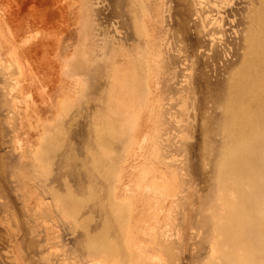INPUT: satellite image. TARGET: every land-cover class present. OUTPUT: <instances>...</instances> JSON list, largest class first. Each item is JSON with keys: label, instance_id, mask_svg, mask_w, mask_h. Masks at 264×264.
<instances>
[{"label": "rangeland", "instance_id": "rangeland-1", "mask_svg": "<svg viewBox=\"0 0 264 264\" xmlns=\"http://www.w3.org/2000/svg\"><path fill=\"white\" fill-rule=\"evenodd\" d=\"M262 80L264 0H0V264H211L228 204L263 235Z\"/></svg>", "mask_w": 264, "mask_h": 264}, {"label": "bare ground", "instance_id": "bare-ground-1", "mask_svg": "<svg viewBox=\"0 0 264 264\" xmlns=\"http://www.w3.org/2000/svg\"><path fill=\"white\" fill-rule=\"evenodd\" d=\"M261 86H264V80H262ZM229 111L230 110H227V115H226L227 119L226 120H229V118H231L230 117L231 112L229 113ZM262 115H263V110H262V113H260L259 117L261 118ZM225 124L227 125L229 132H233V131H231L232 130L231 126L232 125L234 126V124L228 123V121ZM255 126H258V123H256ZM160 180H162L161 177H160ZM164 180H166V179H163V182H164ZM152 182H151L150 179H148V177H146V184L144 186L145 192H149L150 193V192L153 191L152 192L153 195L155 196V194H156V196L158 195L159 197L161 196V194L163 195L162 191H160L161 188L158 185L160 182L158 181L159 182V183L157 182L158 184L157 183H152ZM161 184H162V182H161ZM169 185H171V184H169ZM164 186H163L164 189L169 188L168 186L167 187H164ZM231 188H233L231 190L234 191V189L236 190L239 187L235 184ZM167 193H169V192H167ZM150 195L151 194H149V196ZM165 195H166L165 199L168 201L171 197L169 198L166 193H165ZM167 198H169V199H167ZM161 199H164V197L163 198L160 197L159 201H161ZM166 200H163L161 202H164V201L166 202ZM165 202H164V204H165ZM230 212H231V210H230V207H229V204H228V207L225 210L226 221L222 225H220L219 229L216 228L218 230L220 240H223V242H225L227 244L228 248L225 247L227 250L223 249L224 252L222 254L219 253V251L216 248H213V256H214L213 258L218 259V260H216L218 262L215 261V262H213L211 264H264V234L263 235L262 234L261 235H257V236L255 235V237H251V238L237 237L235 235L234 221L230 217V214H231ZM217 225H219V224H217ZM161 232H162V230H161ZM213 237H215V236H213ZM213 241H214V238H213ZM151 243H152V248H154L157 243L160 246H164V243L162 241L157 240V236L155 234H152ZM223 246H222V248H223ZM217 253H219L218 256H217ZM210 259L212 260V258H210ZM213 261H214V259H213ZM147 264H151V263L148 262Z\"/></svg>", "mask_w": 264, "mask_h": 264}]
</instances>
